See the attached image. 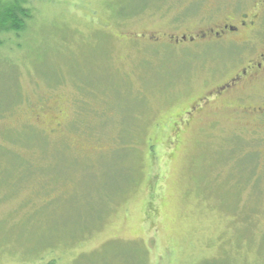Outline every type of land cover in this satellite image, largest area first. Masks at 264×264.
Listing matches in <instances>:
<instances>
[{"label":"rangeland","instance_id":"1","mask_svg":"<svg viewBox=\"0 0 264 264\" xmlns=\"http://www.w3.org/2000/svg\"><path fill=\"white\" fill-rule=\"evenodd\" d=\"M25 1L0 33V264H264V122L193 110L206 72L145 40L199 19L188 0ZM27 126L58 148L41 191L2 152Z\"/></svg>","mask_w":264,"mask_h":264},{"label":"flooded vegetation","instance_id":"2","mask_svg":"<svg viewBox=\"0 0 264 264\" xmlns=\"http://www.w3.org/2000/svg\"><path fill=\"white\" fill-rule=\"evenodd\" d=\"M168 1L157 0L145 8ZM205 1L188 0L187 18H200L195 21L190 19L193 23L190 22L189 28L184 31L179 28L180 34L155 33L145 36V40L147 38V43L152 46L184 50L183 55L189 62L188 70L206 72L207 90L193 110L218 99L232 114L247 118L257 126L262 125L264 0H233V10L229 14L220 5L222 1L225 4V0H216L218 10L213 15L201 16Z\"/></svg>","mask_w":264,"mask_h":264},{"label":"trees","instance_id":"3","mask_svg":"<svg viewBox=\"0 0 264 264\" xmlns=\"http://www.w3.org/2000/svg\"><path fill=\"white\" fill-rule=\"evenodd\" d=\"M25 2V0H12L11 3H9L8 5H4L3 2L0 4V33H4L7 35L15 34L18 37L19 33L25 30L26 23L32 17L31 9L27 8ZM4 113L7 112H0V116H3ZM25 128L26 130H23L16 134L12 132V134L9 133L10 135H7V141L13 147L11 148L10 145H6L8 147L6 149H3L2 152L10 154L14 161H12L15 166V168H13L14 174L12 176V180H15V185L13 188L18 191L20 189H24L26 186L40 185L41 191L42 189H46V182H31V179L45 178V176L49 177V168H52L53 165L45 166L44 164H37L36 166L35 163L45 162L47 160L57 161L56 156L58 148L50 149L49 147L51 144L49 140H47L42 133L38 132L32 126H27ZM28 129H32L35 132H28ZM21 136H23V138ZM22 149L34 152L35 157L26 158L25 156H23V154L19 152ZM29 170H31L32 173L30 172L29 175L24 177V174ZM45 172H47L46 175ZM1 175L2 173L0 174V177ZM17 177L25 178L24 181H21V184L19 186L17 185ZM53 200L54 197H52V201ZM49 205L50 204H48L47 206Z\"/></svg>","mask_w":264,"mask_h":264}]
</instances>
